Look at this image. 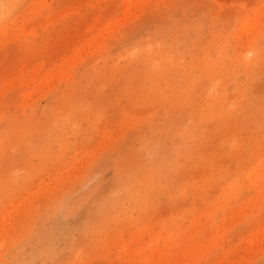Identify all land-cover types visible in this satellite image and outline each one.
Returning a JSON list of instances; mask_svg holds the SVG:
<instances>
[{"label":"rangeland","instance_id":"1","mask_svg":"<svg viewBox=\"0 0 264 264\" xmlns=\"http://www.w3.org/2000/svg\"><path fill=\"white\" fill-rule=\"evenodd\" d=\"M0 264H264V0H0Z\"/></svg>","mask_w":264,"mask_h":264},{"label":"bare ground","instance_id":"2","mask_svg":"<svg viewBox=\"0 0 264 264\" xmlns=\"http://www.w3.org/2000/svg\"><path fill=\"white\" fill-rule=\"evenodd\" d=\"M144 3V2H143ZM138 4H139V2H138ZM244 24V23H243ZM246 24V23H245Z\"/></svg>","mask_w":264,"mask_h":264}]
</instances>
